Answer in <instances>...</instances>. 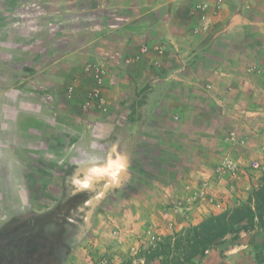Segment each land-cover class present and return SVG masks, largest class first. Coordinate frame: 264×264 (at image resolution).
Masks as SVG:
<instances>
[{"label": "crops", "instance_id": "obj_1", "mask_svg": "<svg viewBox=\"0 0 264 264\" xmlns=\"http://www.w3.org/2000/svg\"><path fill=\"white\" fill-rule=\"evenodd\" d=\"M97 65L108 111L86 106ZM263 173L264 0H0V210L54 207L35 178L105 183L63 264L136 252Z\"/></svg>", "mask_w": 264, "mask_h": 264}, {"label": "trees", "instance_id": "obj_2", "mask_svg": "<svg viewBox=\"0 0 264 264\" xmlns=\"http://www.w3.org/2000/svg\"><path fill=\"white\" fill-rule=\"evenodd\" d=\"M88 197L87 190L73 194L65 191L51 209L7 221L0 228V264H63L84 234ZM247 226L264 228V174L247 199L141 245L129 259L97 264H135L136 260L139 264H200L227 235Z\"/></svg>", "mask_w": 264, "mask_h": 264}, {"label": "rangeland", "instance_id": "obj_3", "mask_svg": "<svg viewBox=\"0 0 264 264\" xmlns=\"http://www.w3.org/2000/svg\"><path fill=\"white\" fill-rule=\"evenodd\" d=\"M102 71H103V69H102L101 65H97V67H93L94 79L92 81V86L89 89L88 96L94 91V89L97 86H99L100 87V96L104 99L103 94H102V86L104 84ZM98 79H101V81ZM71 85H73L72 92H74L75 82L71 83ZM71 93H69V94H71ZM95 103L100 105L97 101H95L93 104H95ZM99 107L102 108L103 111H106V110L108 111V109H109V107L107 105V101H105L104 104L102 106H99ZM153 133H154V135H156L155 132H153ZM147 153H149V155H148L149 158L152 159L153 158L152 156H154V153L150 149L147 150ZM146 160H148V159H146ZM174 161L178 162L176 158L174 159ZM263 174L261 175V177L263 176ZM34 180L36 181L38 186L32 187L33 199H35V198L37 200L43 199L44 203L50 202V199L52 201V198L54 196L59 195L60 193H61V197H63V193L65 192L64 190H66V192H67V190L71 192V190H74V187H72V185L79 188V187L86 186L87 184H89L91 182L90 179H85L84 177L80 178L78 180L77 184H73V182H70V181H65L64 184L62 185V189H61L62 192H61V191H59L58 187L56 188V186H53V184L51 182L52 179L35 178ZM114 180L116 181L118 179L116 178ZM55 182H56V180H55ZM57 184L59 185L60 182ZM15 185L16 184L13 183V189L14 190H16ZM7 189H8V181H6V182L4 180L0 181V202H2V204L4 202H6V203L9 202V193L6 191ZM54 190H55V192H54ZM34 192H36V193H34ZM240 201H243V200H240ZM30 202H33V201L30 200ZM34 203H35V200H34ZM237 203H239V201L232 202L231 204H227V205L223 204V206L218 205L219 208H217V210L208 213L199 222H201L204 218L211 215L212 213H220L223 210H225L227 207L234 206ZM2 208H3V205L1 207V209ZM4 209L2 211L0 210V212H1L0 214L5 218L3 221L0 220V222H2L0 225V228L7 221H9L12 218L21 217L25 214H29L31 212H36L33 210H28L27 208L26 209L25 208L20 209V208L14 207L12 210H4ZM43 211H46V210H43ZM39 212H42V211H39ZM91 212L92 211L85 210L84 215L87 219H86V226L84 227V229H86L88 226V221L90 219ZM5 213H6V215H5ZM190 224H197V223L186 224L184 227L180 228L179 230H174V231H181L183 228L189 226ZM174 231H172L171 233H173ZM163 236H165V235L159 236V234H158V237L155 240L160 239ZM149 244H151V243H148L147 245H149ZM241 244H245V245L249 244V245L244 246V247H242L241 250L235 252V250L238 248V245H241ZM147 245H145V246H147ZM117 249H121V248L117 247ZM137 252L138 251L132 252V249H129V250L121 249V252H119V250L110 251V252L106 253L105 255L101 256L93 264L103 263V262H107V261L119 263V262H122L123 260L129 259L131 256L135 255ZM135 264H139V261L136 260ZM141 264H145V263L143 261H141ZM153 264H160V263L158 261H155ZM200 264H264V228L259 227V226H254V227L247 226V229H241V230L237 231L236 233L227 235L226 238L222 242H220L215 248L211 249L207 253V255L201 260Z\"/></svg>", "mask_w": 264, "mask_h": 264}, {"label": "built area", "instance_id": "obj_4", "mask_svg": "<svg viewBox=\"0 0 264 264\" xmlns=\"http://www.w3.org/2000/svg\"><path fill=\"white\" fill-rule=\"evenodd\" d=\"M98 80L101 81V79H98ZM72 90H73V85H70L68 87L69 93H71ZM95 101H97L100 104V106H102L105 102L104 99L100 96V87L99 86H97L94 89V91L89 95V99L87 100L86 106H88V107L92 106ZM220 166H221L220 171H227L230 174V176H232V177H237L238 173L241 171L240 165L234 163L231 160L223 161ZM252 167L253 168H259L260 163L259 162H253ZM220 204H219V206H220ZM153 240H155V238H153Z\"/></svg>", "mask_w": 264, "mask_h": 264}, {"label": "flooded vegetation", "instance_id": "obj_5", "mask_svg": "<svg viewBox=\"0 0 264 264\" xmlns=\"http://www.w3.org/2000/svg\"><path fill=\"white\" fill-rule=\"evenodd\" d=\"M105 184V183H104ZM104 184H101V187L99 188H97V187H95V189H87V191H88V193H89V197H88V199L86 200V205H88V208L86 209V210H88V211H91L92 210V208H93V203H94V201L96 200V198L98 197V195L100 194V192L103 190V185ZM75 187V186H74ZM67 193L68 194H72V191L70 192V191H68L67 190ZM85 219H87L86 217H85ZM85 230V229H84Z\"/></svg>", "mask_w": 264, "mask_h": 264}, {"label": "water", "instance_id": "obj_6", "mask_svg": "<svg viewBox=\"0 0 264 264\" xmlns=\"http://www.w3.org/2000/svg\"><path fill=\"white\" fill-rule=\"evenodd\" d=\"M99 196V195H98ZM100 196H102V195H100Z\"/></svg>", "mask_w": 264, "mask_h": 264}]
</instances>
